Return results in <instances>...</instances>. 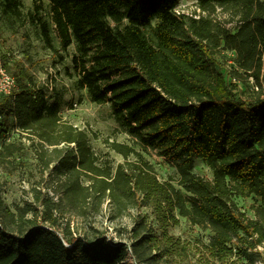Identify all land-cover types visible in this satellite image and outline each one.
<instances>
[{
    "label": "trees",
    "instance_id": "obj_1",
    "mask_svg": "<svg viewBox=\"0 0 264 264\" xmlns=\"http://www.w3.org/2000/svg\"><path fill=\"white\" fill-rule=\"evenodd\" d=\"M181 0H0V20L14 33L29 24L53 55L64 59L72 45L77 88L96 105H108L114 122L134 146L153 149L176 169L160 181L133 146L105 139L121 155L113 170L99 166L88 134L62 120L61 103L49 102L32 74L0 55L15 87L0 98V143L11 126L35 146L45 170L60 179V202L43 199L12 211L0 195V264H126L130 249L138 264H195L193 248L170 234L179 217L209 230L203 264L234 254L247 264L264 247V0H195L200 13L229 8L231 32L209 17L177 12ZM113 23V25H112ZM235 52L237 69L215 68L219 50ZM1 54V52H0ZM241 83L240 94L231 83ZM12 120V122L10 121ZM133 157V159H131ZM201 160L212 173H194ZM86 178L88 183H84ZM38 194L37 191H35ZM254 196V218L235 198ZM108 202L112 221L132 209H150L131 230V244L111 243L97 232L76 237L59 217L98 215ZM58 214V216H57ZM201 260V259H199Z\"/></svg>",
    "mask_w": 264,
    "mask_h": 264
},
{
    "label": "rangeland",
    "instance_id": "obj_2",
    "mask_svg": "<svg viewBox=\"0 0 264 264\" xmlns=\"http://www.w3.org/2000/svg\"><path fill=\"white\" fill-rule=\"evenodd\" d=\"M19 1L24 13L32 9V0ZM42 2L46 5L49 0H42ZM177 12L195 19H199L200 15L209 17L213 23L225 25L232 33L236 31L238 18L234 17V11L229 8H216L210 13H200L195 0H181ZM0 52V55H11L14 61H19L22 67L32 74L36 84L46 89L49 102L59 100L62 120L88 134L91 149L99 159V166H110L115 170L117 165L124 163L121 155L105 146L103 143L105 139L128 144L141 152L153 166L160 181L172 178L175 180L173 183L175 187L183 191L176 184L178 178L176 169L165 158L157 156L153 149L143 151L138 146H134L129 136L123 133L114 122L109 106L92 103L86 91L77 88V78L72 68L74 45L68 48L64 59L61 60L44 47L37 32L29 24L19 27L14 33L6 22L0 20ZM215 64L217 72L221 71L220 68L226 71L237 69L235 52L219 50L215 55ZM5 74L9 75L7 72ZM246 81L248 82L245 87L248 92L240 94L236 85H241V83L237 78L231 77V83L235 85L234 90L244 100H249L253 97L251 88L255 87V83L251 77ZM1 96L0 93V98ZM52 167L45 170L38 161L34 144L11 126L7 139L0 143V195L3 202L12 211H15L16 207H23L25 203H30L40 209L37 202L43 199L51 198L56 203L60 202V179ZM194 173L205 180L212 179L211 171L204 166L201 160H196ZM83 182L88 183L86 178ZM234 200L243 213L254 218L252 207L260 204L257 198L254 196L236 197ZM107 203H104L98 215L90 213L87 217H79L69 209L64 216L59 217L60 222L63 225L68 224L76 237L92 236L99 232L106 235L112 241L111 243L121 242L127 247L131 244V230L141 217L149 215L147 222L155 223L150 209L147 208L132 209L124 217L112 221ZM179 221V226L172 228L170 234L181 242L188 243L195 252L193 258L195 264H203V255L206 256L205 246L208 245L212 233L190 225L185 218L179 217ZM258 252L260 253L259 260L255 264H264V247H260ZM225 264H247V262L233 254Z\"/></svg>",
    "mask_w": 264,
    "mask_h": 264
},
{
    "label": "built area",
    "instance_id": "obj_3",
    "mask_svg": "<svg viewBox=\"0 0 264 264\" xmlns=\"http://www.w3.org/2000/svg\"><path fill=\"white\" fill-rule=\"evenodd\" d=\"M5 73L6 72L3 69L0 71V93L2 95H8V94H10V92L15 87V81H14V79L12 77H10L9 75L5 74ZM128 252H129V255H128V258L126 259L125 263L126 264H138L136 262V260L134 259V257L132 256V253H131L130 249H128Z\"/></svg>",
    "mask_w": 264,
    "mask_h": 264
}]
</instances>
